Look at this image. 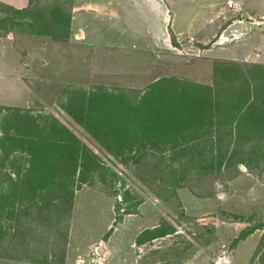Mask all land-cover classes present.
Listing matches in <instances>:
<instances>
[{
    "label": "rangeland",
    "instance_id": "374dc122",
    "mask_svg": "<svg viewBox=\"0 0 264 264\" xmlns=\"http://www.w3.org/2000/svg\"><path fill=\"white\" fill-rule=\"evenodd\" d=\"M68 2L38 0L20 14L32 25L27 29L57 25L53 36L42 38L50 50L45 58L30 59L28 51L22 55L25 62L16 87L18 92L24 87L26 95L21 94L18 105L12 99L9 106L0 105V136L37 134L56 118L99 156L104 168L94 173L91 182L75 188L72 208L65 204L61 211L49 202L45 209L22 211L19 219L17 212L7 217L10 214L5 210L0 221L6 232V242L0 244V264H32L35 259L42 260L40 264H66L72 228L74 245H86L94 238L92 250L84 254L90 257L89 264L109 263L119 245L114 240L108 242L118 223L130 224V220L137 226L125 227L128 242L124 252L126 257L134 256L137 264H217L224 256L229 264H264V138L252 135L238 141L230 136L231 127L214 124L195 142L176 149L136 147L113 156L79 124L95 92L106 93L100 98L103 100L118 95L137 104L148 87L164 77L212 85L214 69L221 62L259 69L257 65L264 64L249 54L253 50L261 53L263 47L251 45L252 33L237 35L231 30L230 39L220 43L225 28L217 25L205 34L175 33L173 18L169 34L142 33L118 39L119 35L98 34L91 27L90 37L78 39L75 32L68 36L59 32L61 23L65 25ZM260 4H246L250 11L238 4V9L227 11L226 21L236 24L244 20L249 26L262 27L264 4ZM59 43L62 46L56 45ZM55 46L59 51H54ZM10 113L22 117L8 119ZM25 115L39 127H32ZM9 143L5 140L0 150V184L4 179V185L9 184L5 174L16 179L28 157L18 148L22 144L15 147ZM153 225L157 229L144 232L139 243L155 239L143 246L129 243L141 227ZM243 235L246 237L239 240ZM26 239L42 245L17 251ZM13 255L23 261L11 259ZM221 261L226 263L223 258Z\"/></svg>",
    "mask_w": 264,
    "mask_h": 264
},
{
    "label": "trees",
    "instance_id": "16d2710c",
    "mask_svg": "<svg viewBox=\"0 0 264 264\" xmlns=\"http://www.w3.org/2000/svg\"><path fill=\"white\" fill-rule=\"evenodd\" d=\"M56 25L42 30L51 32L53 36ZM59 28V32L66 29L62 23ZM257 66L259 69L253 71L246 70L243 64L221 62L214 69L212 85L164 77L149 86L137 104L118 95L103 100L100 98H105L106 93L95 92L89 97L91 106L87 115L80 117V120L76 117L79 124L85 126L87 132L113 156L132 152L136 147L176 149L195 142L214 124L231 127L229 134L238 141L252 135L263 139L264 65ZM121 101L123 103H119ZM100 102L102 108L98 109ZM118 104L124 105L123 108ZM16 115L22 117L19 113H10L7 118L12 119ZM27 119L32 127H39L35 119L32 122L31 116ZM38 132L27 134V137L0 136V150L4 148L3 142L8 140L11 146L22 144L18 148L28 155L25 168L17 174L16 179L5 174L9 184L4 185V179L0 184V221L6 216L5 210L10 214L7 217L17 212L15 215L19 219L22 211L32 207L45 209L49 202L61 211L65 204L72 208L75 188L91 182L94 173L104 168L99 156L56 118L46 122L43 131ZM68 233L69 225L66 236ZM4 234L6 232L0 222V244L6 242ZM245 237L243 235L238 239ZM40 245L42 242L26 239L19 243L17 251L35 250ZM10 258L23 261L14 255ZM41 262L35 259L32 264Z\"/></svg>",
    "mask_w": 264,
    "mask_h": 264
},
{
    "label": "crops",
    "instance_id": "0c3cea01",
    "mask_svg": "<svg viewBox=\"0 0 264 264\" xmlns=\"http://www.w3.org/2000/svg\"><path fill=\"white\" fill-rule=\"evenodd\" d=\"M227 1L228 0H70V2H68L69 10H67L65 14L66 29L64 34L68 36L72 32V34L76 33L78 39H86L90 37L89 29L93 27L98 34H116L120 36L118 39L124 35L137 37L142 33L163 35L164 33L169 34L171 29L170 21L171 18H173L176 20L173 30L175 33L179 34H205L209 32L210 26L216 28V25L217 28H219V26L220 28H225L224 33L221 35L222 38L219 41L220 43L226 41L228 38L230 39L228 34L229 30L237 35L252 33V35H249L251 36V45L255 46L256 44V46H262L263 48L261 53H255L254 50L253 52L251 51L249 56L255 57V61L264 64V26H249L244 20L236 23L238 25L228 20L226 21V14L233 12V9H235L230 8ZM234 1L239 5L243 4L241 6L249 11L250 7H246V4H254V2L258 3L257 6H260V3L264 4V0ZM36 2H38V0H0V105H8V103H11L9 101L11 99L14 104L18 105L20 104L19 102H21L20 97L26 95L24 87H22V90H19V92V88L16 87H19V85L16 84L19 78L18 73L23 68L22 62L24 58L22 55L28 51L30 59H43L47 52L50 51L47 48L48 45L45 46V42L42 38H49L52 33L45 32L39 28L27 29V25H29V27H32V25L29 24V22L27 23V18H20V12L24 13L30 10ZM262 16L263 15H261V17ZM11 21H13V23H11ZM222 22L223 24H221ZM92 34H95L94 30ZM247 39L249 40V38ZM60 44L61 43L56 45ZM235 45L238 46V44ZM55 49L58 50L60 48L55 46L54 51ZM234 57L235 56H232V58ZM11 83L14 87L10 86ZM10 90L15 93L11 94ZM21 94H23V96H21ZM136 222L139 223V220H136ZM127 223L128 222L120 221L116 226L114 230L115 233L108 244L114 240L119 247L114 256L110 258L111 261L109 263L108 261L104 262V264H137L138 260L134 256L129 254L126 257L124 252L128 242V238H126L125 235L127 231L125 227L128 226L130 229L131 225H134L135 222L130 220V224ZM154 229H157L154 225L147 226L146 229L141 227L138 232H136V239L134 240V238H131L129 243H135L140 246L146 245L147 242L155 239V236L145 241L140 240V243L139 237H141L144 232L152 233ZM72 238L73 228L71 229L67 254L65 256L67 259L65 260L66 264H89L87 260L90 259V257L88 258L84 254L89 252L90 248L92 250L94 238L83 246L78 244L74 245ZM76 248H79L78 252L80 253L78 256H80V258L75 260L74 256L78 253L75 251Z\"/></svg>",
    "mask_w": 264,
    "mask_h": 264
},
{
    "label": "built area",
    "instance_id": "2783aa9c",
    "mask_svg": "<svg viewBox=\"0 0 264 264\" xmlns=\"http://www.w3.org/2000/svg\"><path fill=\"white\" fill-rule=\"evenodd\" d=\"M227 4H228V6H229L230 8L238 9V3L235 2L234 0H228V1H227ZM96 250H97V252H98L99 247H97ZM224 252H226V251H224ZM222 258H223V260L226 261V263H224V262L221 261ZM225 258H226V259H225ZM227 258H228L227 256L221 257L220 260L217 262V264H229V263H230V260H229V259L227 260Z\"/></svg>",
    "mask_w": 264,
    "mask_h": 264
}]
</instances>
